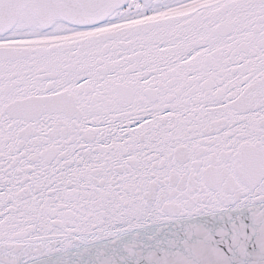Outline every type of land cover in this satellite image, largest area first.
<instances>
[{"label": "snow or ice", "instance_id": "1", "mask_svg": "<svg viewBox=\"0 0 264 264\" xmlns=\"http://www.w3.org/2000/svg\"><path fill=\"white\" fill-rule=\"evenodd\" d=\"M0 264H264V0H0Z\"/></svg>", "mask_w": 264, "mask_h": 264}]
</instances>
